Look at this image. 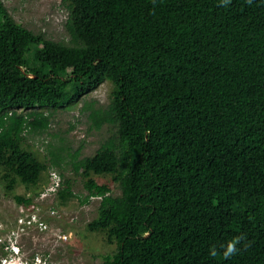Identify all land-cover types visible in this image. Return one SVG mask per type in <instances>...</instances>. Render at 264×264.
<instances>
[{"label": "trees", "instance_id": "obj_1", "mask_svg": "<svg viewBox=\"0 0 264 264\" xmlns=\"http://www.w3.org/2000/svg\"><path fill=\"white\" fill-rule=\"evenodd\" d=\"M61 3L67 42L22 26L0 0L5 193L25 205L48 180L26 132H46L54 110L108 82L105 106L80 108L106 138L92 155L60 147L49 159L58 204L100 198L85 229L115 246L101 264H264V0Z\"/></svg>", "mask_w": 264, "mask_h": 264}, {"label": "rangeland", "instance_id": "obj_2", "mask_svg": "<svg viewBox=\"0 0 264 264\" xmlns=\"http://www.w3.org/2000/svg\"><path fill=\"white\" fill-rule=\"evenodd\" d=\"M2 2L13 19L22 26L33 32H42L50 39L67 42L68 36L64 28L66 12L61 0H2ZM109 92L110 84L103 82L94 91L83 96L73 107L54 110L46 132H26V142L33 145L32 148L40 153V157H46L50 169L60 172L58 167L49 162L51 151L58 152L57 148L62 147L64 151L59 154L66 156L67 151L73 153L76 148L82 146L81 156H89L106 138L107 127L103 126L100 130L90 129L87 112L81 111L80 108L84 101L94 102L95 106H105ZM64 159L67 161L69 158ZM64 174L73 178V192L83 196L85 190L81 178L73 175L71 171H65ZM94 178L98 183L104 181L100 177ZM43 185L40 190L43 189ZM15 192L21 194L25 189L19 186ZM118 193L119 190L114 186L113 194ZM98 200L91 198L87 204H80L75 198L66 205L58 204L56 198L49 202L45 200L40 202L43 218L47 223L46 230L25 231L27 234L19 239L20 246L26 250L24 258L37 252L47 254L49 260L45 264H101V256L113 252L115 246H107L101 237L90 234L85 229V225L96 215ZM51 203L56 210L53 217L47 213L48 205ZM18 211V205L10 194L5 193L0 182V264L4 261L5 255L1 248L2 233L14 226ZM60 234L66 235L64 241L58 238ZM33 240L36 242L35 245Z\"/></svg>", "mask_w": 264, "mask_h": 264}, {"label": "clouds", "instance_id": "obj_3", "mask_svg": "<svg viewBox=\"0 0 264 264\" xmlns=\"http://www.w3.org/2000/svg\"><path fill=\"white\" fill-rule=\"evenodd\" d=\"M225 2H226V0H225ZM47 183H48V181L43 185V187ZM55 197H56V194H55V196H53V198H55ZM95 198L100 199L99 197H95ZM51 206L53 207L52 203H51ZM18 212H19L18 213V216H19L20 211H18ZM55 212H56V210H55ZM32 214L33 213L30 210L28 212H26V215L28 217H31ZM38 214L40 217L43 218V213H42L41 207H39ZM18 216H17V218H18ZM51 216L52 217L55 216V213ZM7 226H10V225H7ZM31 230L32 231L37 230L38 232L44 231V230H40L38 228L37 222H33L31 226H26L24 224H21L20 222H18V220L15 219L14 226L11 227L10 229L7 228L4 232V234L2 233L3 238L1 240V248L5 251V255L3 257V260L5 261L6 264H45L46 261L48 262L49 258L47 257V254H45V253L39 254V253L35 252L33 254L27 255L26 258H24L25 250L23 249L22 246H20L19 239L22 237V235L27 234L26 232H29ZM58 238H60V237H58ZM241 239H242V237H236L234 240L227 242V244L225 246H223L222 255L224 256L225 259H228L237 253L238 249L236 247V244ZM61 240H63V239H61ZM33 242H35V241L33 240ZM209 254L211 256L215 257L217 255L215 248L211 249Z\"/></svg>", "mask_w": 264, "mask_h": 264}, {"label": "built area", "instance_id": "obj_4", "mask_svg": "<svg viewBox=\"0 0 264 264\" xmlns=\"http://www.w3.org/2000/svg\"><path fill=\"white\" fill-rule=\"evenodd\" d=\"M48 174V183L43 187L42 190L37 193L35 197L32 198L31 202L25 205H18L20 215L18 216L17 220L21 224L31 226L33 222H37L38 228L40 230H45L47 223L44 218L40 217L38 214L40 202H42L43 200L49 202L57 193L61 182L60 175L56 170L49 169ZM29 210L33 213L31 217H28L26 215V212H28ZM47 213L49 215H53L55 213V210L51 205H48ZM70 235L71 233L69 232V236ZM60 238L66 239V235L60 234ZM2 264H6L5 261H3Z\"/></svg>", "mask_w": 264, "mask_h": 264}, {"label": "flooded vegetation", "instance_id": "obj_5", "mask_svg": "<svg viewBox=\"0 0 264 264\" xmlns=\"http://www.w3.org/2000/svg\"><path fill=\"white\" fill-rule=\"evenodd\" d=\"M22 238V237H21ZM34 243V245L36 244V242H33ZM52 250H53V248H51ZM25 250V249H24ZM25 253H26V250H25Z\"/></svg>", "mask_w": 264, "mask_h": 264}]
</instances>
